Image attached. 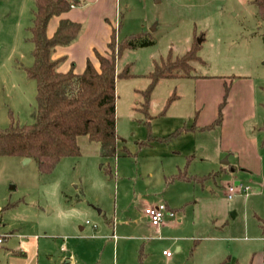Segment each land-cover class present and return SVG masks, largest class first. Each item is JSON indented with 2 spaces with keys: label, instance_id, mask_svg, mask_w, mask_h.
I'll list each match as a JSON object with an SVG mask.
<instances>
[{
  "label": "rangeland",
  "instance_id": "rangeland-1",
  "mask_svg": "<svg viewBox=\"0 0 264 264\" xmlns=\"http://www.w3.org/2000/svg\"><path fill=\"white\" fill-rule=\"evenodd\" d=\"M119 5L115 43L136 33L152 43L124 48L116 59V73L127 72L115 82L117 153L104 158L99 143L81 135L79 155L63 158L45 174L34 160L25 163L19 157L0 156V264H115V256L116 264H138L134 244L137 253L141 241L132 240L129 246L119 242L153 235L139 214L147 201L156 200L155 193L163 196L164 174L177 173L178 168L198 178L184 182L173 178L168 183L173 199L184 191L191 200H183L185 228L164 234L250 240L260 234L264 19L251 0H119ZM34 10V0H0L1 128L33 121L36 83L25 68L32 63L29 27ZM195 40L201 61L192 62L189 76L156 81L144 110V92L155 65L168 55L171 59L183 55ZM221 103V122L205 128L217 117ZM177 127L187 130L169 141L148 142ZM108 166L110 175L105 173ZM239 184L246 191L229 199L228 186ZM109 219L129 223L115 231V240L108 239ZM19 236L37 238L32 263L29 255L11 253L17 251ZM254 239L217 243L221 256L231 244V251L239 252V263L246 264L248 251L241 248L251 246L253 253L263 254L262 241ZM210 245L200 243V254ZM258 264H264L262 258Z\"/></svg>",
  "mask_w": 264,
  "mask_h": 264
},
{
  "label": "trees",
  "instance_id": "trees-1",
  "mask_svg": "<svg viewBox=\"0 0 264 264\" xmlns=\"http://www.w3.org/2000/svg\"><path fill=\"white\" fill-rule=\"evenodd\" d=\"M251 2L258 16L264 19V0ZM34 3L35 10L29 27L32 63L25 68L27 77L36 83L33 121L22 125L12 122L6 128L0 127V156L29 157L37 162L40 173H50L63 158L79 155L77 137L86 135L89 140L99 143L102 157H114L118 139L115 128V82L117 77L127 76L126 71L116 73V59L124 48L146 46L152 41L141 39L142 33H136L115 43L113 30L106 54L94 52L97 66L87 59L81 72L75 71L72 62L67 71H60L59 66L66 57L53 58L55 47L71 44L82 31L80 22L60 16L79 0H34ZM52 17H59V20L53 34L48 36L47 27ZM198 48L199 43L195 40L183 55L175 59L168 55L166 60L155 65L154 71L150 73L151 84L144 92V110L148 108V93L156 81L162 77L190 75L192 62L201 61L197 54ZM230 84L225 85V95ZM222 103L217 117L205 128L221 122ZM186 130L185 127H179L167 136L149 139L148 142L169 141ZM144 144L140 142V145ZM105 173L111 174L109 166ZM174 178L191 180L198 177L187 176L182 171ZM258 224L264 235V219L259 218ZM142 263L143 256L139 254L138 264Z\"/></svg>",
  "mask_w": 264,
  "mask_h": 264
},
{
  "label": "crops",
  "instance_id": "crops-1",
  "mask_svg": "<svg viewBox=\"0 0 264 264\" xmlns=\"http://www.w3.org/2000/svg\"><path fill=\"white\" fill-rule=\"evenodd\" d=\"M80 1L83 4H80ZM125 7L128 6L127 3L124 4ZM119 11H121L119 0H79V4H73L70 10L66 13H63L60 17H66L73 21L80 22L82 24V31L79 36L73 41L71 44L67 46H57L54 49L53 58H58L65 56L66 59L60 64V71H67L70 67L71 62L74 63V69L76 72H81L85 66L86 60L90 59L95 66H97V61L95 58L94 52L97 51L101 54H106L108 51V43L110 41V36L112 31H115L117 36V31L119 29ZM59 17H52L48 23L47 27V35L50 36L53 34L57 24ZM121 25V24H120ZM178 128V127H177ZM118 148V146H117ZM118 150V149H117ZM173 150V149H172ZM169 150V151H172ZM168 151V150H167ZM177 151V150H176ZM224 162V161H223ZM178 168V165L176 166ZM178 172L171 173L169 175H165V185L163 187V196L157 192L155 193L156 200L152 202H148L144 205L143 209L140 212L141 220L146 223L144 226L151 230L153 235L150 237L137 236L132 238L131 240H123L119 242V245L122 246L130 242L132 240L141 241L136 253V244H134V258L137 260L139 254H142L145 257V264H242L238 261V250L230 249L231 244L226 245V250L221 256L218 241H243L245 240H258L262 241V249L263 254L261 253H253L252 247L249 248H241L243 251H248V256L245 258L248 260L246 264H258L259 260L264 262V235L260 230L259 235H255L253 237H226L217 235H201L198 236L195 234H184V235H167L163 232L175 229H184L186 226L185 222V212L184 207L185 204L183 200L190 201L191 197L189 194L183 192H178V198L173 199L168 195V183L171 184L175 181L174 176L179 174L180 169L178 168ZM186 174V172H185ZM188 176V174H186ZM177 180V179H176ZM181 180V179H180ZM187 181V180H185ZM184 182V180H183ZM165 192V195H164ZM158 202H164L167 207L174 211V216L169 217L165 216L163 222L159 226H153L150 224L149 220L144 216V208L147 206L156 204ZM107 224L111 226V231L108 234V239H116L115 231L117 229L121 230L122 227L129 226L128 221L116 222L109 219L106 220ZM88 222V221H86ZM224 224V223H223ZM192 226L196 228L198 224L193 221ZM83 228V227H82ZM22 236V235H20ZM18 240L17 251L12 250L11 253L29 255L28 262L32 263L34 261V242L33 240L37 239L36 237H20ZM2 241V240H1ZM210 243V247L208 252H205L204 255L200 254L202 252L201 247H199L200 243ZM32 242V243H31ZM31 243V244H30ZM215 244L217 247H215ZM133 245V241H132ZM169 247L175 248V253H172L169 256H166L162 253L163 250H168ZM189 249V255H187V251ZM118 248V246H117ZM201 250V251H200ZM257 254V255H256ZM131 255V254H130ZM115 264L117 262V257L115 256ZM27 262V263H28Z\"/></svg>",
  "mask_w": 264,
  "mask_h": 264
},
{
  "label": "built area",
  "instance_id": "built-area-1",
  "mask_svg": "<svg viewBox=\"0 0 264 264\" xmlns=\"http://www.w3.org/2000/svg\"><path fill=\"white\" fill-rule=\"evenodd\" d=\"M237 191H246V188H243L240 184L238 186L229 185L227 188L228 198H232L233 193ZM144 216L149 220L151 225L159 226L163 222L165 216H174V211L169 209L164 202H158L144 208ZM1 240L2 238L0 237V242ZM162 253L166 256L171 254L168 250H163Z\"/></svg>",
  "mask_w": 264,
  "mask_h": 264
},
{
  "label": "water",
  "instance_id": "water-1",
  "mask_svg": "<svg viewBox=\"0 0 264 264\" xmlns=\"http://www.w3.org/2000/svg\"><path fill=\"white\" fill-rule=\"evenodd\" d=\"M31 159L29 158V157H25V158H23V162H29ZM227 161L226 160H224V163H226Z\"/></svg>",
  "mask_w": 264,
  "mask_h": 264
}]
</instances>
